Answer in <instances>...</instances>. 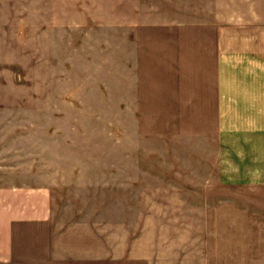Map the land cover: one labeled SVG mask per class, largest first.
Listing matches in <instances>:
<instances>
[{"label": "rangeland", "instance_id": "rangeland-1", "mask_svg": "<svg viewBox=\"0 0 264 264\" xmlns=\"http://www.w3.org/2000/svg\"><path fill=\"white\" fill-rule=\"evenodd\" d=\"M216 1L0 0V186L51 189L54 242L264 264L225 256L264 243V186L218 177Z\"/></svg>", "mask_w": 264, "mask_h": 264}, {"label": "crops", "instance_id": "crops-1", "mask_svg": "<svg viewBox=\"0 0 264 264\" xmlns=\"http://www.w3.org/2000/svg\"><path fill=\"white\" fill-rule=\"evenodd\" d=\"M250 1L217 0L209 28L218 177L224 185L258 187L264 186V10ZM51 201L48 187L0 186V264H107L106 254L90 261L85 245L51 239L56 233ZM247 245L226 258L264 262V243ZM137 259L115 262L137 264Z\"/></svg>", "mask_w": 264, "mask_h": 264}]
</instances>
